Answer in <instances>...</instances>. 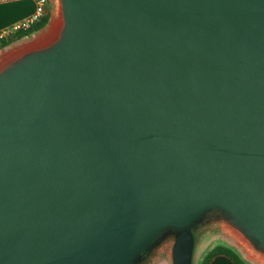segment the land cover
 Instances as JSON below:
<instances>
[{
    "label": "water",
    "instance_id": "95a60500",
    "mask_svg": "<svg viewBox=\"0 0 264 264\" xmlns=\"http://www.w3.org/2000/svg\"><path fill=\"white\" fill-rule=\"evenodd\" d=\"M0 74V264H132L212 211L264 247V0H61Z\"/></svg>",
    "mask_w": 264,
    "mask_h": 264
},
{
    "label": "rangeland",
    "instance_id": "374dc122",
    "mask_svg": "<svg viewBox=\"0 0 264 264\" xmlns=\"http://www.w3.org/2000/svg\"><path fill=\"white\" fill-rule=\"evenodd\" d=\"M60 2L61 0H47L49 20L41 30L0 49V67H6L28 54L25 51L9 60L3 59L9 52L25 47L46 32L51 23L61 16ZM192 231L194 249L191 264H200L205 253L218 244L231 246L249 264H264V247L255 242L237 221L222 211L208 213L192 225ZM176 235L177 232L173 230L164 232L132 264H173L172 248Z\"/></svg>",
    "mask_w": 264,
    "mask_h": 264
},
{
    "label": "trees",
    "instance_id": "16d2710c",
    "mask_svg": "<svg viewBox=\"0 0 264 264\" xmlns=\"http://www.w3.org/2000/svg\"><path fill=\"white\" fill-rule=\"evenodd\" d=\"M49 20V10L45 8V12L36 20L32 21L26 28H18L7 35L0 41V49L12 44L22 38L31 36L41 30ZM216 255H224L228 257L234 264H249L241 255H239L231 246L218 244L211 247L203 256L200 264H209L210 260Z\"/></svg>",
    "mask_w": 264,
    "mask_h": 264
},
{
    "label": "crops",
    "instance_id": "0c3cea01",
    "mask_svg": "<svg viewBox=\"0 0 264 264\" xmlns=\"http://www.w3.org/2000/svg\"><path fill=\"white\" fill-rule=\"evenodd\" d=\"M34 10L35 0H9L0 2V30L13 27L29 19ZM209 264L234 263L224 255H216L210 260Z\"/></svg>",
    "mask_w": 264,
    "mask_h": 264
},
{
    "label": "bare ground",
    "instance_id": "6f19581e",
    "mask_svg": "<svg viewBox=\"0 0 264 264\" xmlns=\"http://www.w3.org/2000/svg\"><path fill=\"white\" fill-rule=\"evenodd\" d=\"M60 4H61V2H60ZM66 27H67V22H66L64 13H63V8H62L61 16L59 18H57L56 20H54L53 23H51V26H49V28L46 32H44L41 36L36 38L33 42H30L25 47L23 46V48L9 52L8 54H6L3 57V59L9 60L12 57H15L21 53H24L25 51H26V53L28 51L27 55H29V54L41 52V51H44L46 49H50V48L54 47L63 38V34L66 30ZM27 55H25V56H27ZM25 56H23L22 58H24ZM22 58H20V59H22ZM17 61H15V62H17ZM15 62H12L9 65L6 64L7 65V66L5 65L6 67H4V66L0 67V74L3 73L5 70H7Z\"/></svg>",
    "mask_w": 264,
    "mask_h": 264
},
{
    "label": "built area",
    "instance_id": "2783aa9c",
    "mask_svg": "<svg viewBox=\"0 0 264 264\" xmlns=\"http://www.w3.org/2000/svg\"><path fill=\"white\" fill-rule=\"evenodd\" d=\"M2 1H9V0H0V2ZM46 3L47 0H35V10L32 16L29 19L22 21L13 27L0 30V41L3 40L5 37H7V35L10 34L12 31L18 28H26L30 25L32 21L39 18L45 12Z\"/></svg>",
    "mask_w": 264,
    "mask_h": 264
}]
</instances>
